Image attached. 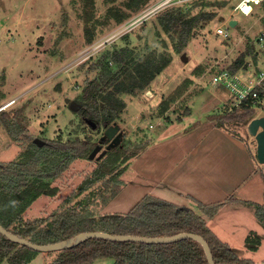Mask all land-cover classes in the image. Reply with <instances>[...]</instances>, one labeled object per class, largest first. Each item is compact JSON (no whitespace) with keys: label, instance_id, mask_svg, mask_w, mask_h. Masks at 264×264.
<instances>
[{"label":"rangeland","instance_id":"374dc122","mask_svg":"<svg viewBox=\"0 0 264 264\" xmlns=\"http://www.w3.org/2000/svg\"><path fill=\"white\" fill-rule=\"evenodd\" d=\"M159 1L146 0L143 6L136 9L132 5L127 6L129 0H93V5L84 0H0V114L6 112L12 115L20 111L19 126L25 127L27 132L11 137L0 116V163L21 159L35 138L42 141L60 139L63 142L76 137L87 138L98 143L99 151L104 149L102 146L110 143L102 139L105 129H91L79 113L70 109L69 102H75L85 81L96 76L89 65L104 50L128 46L133 49L136 59L155 50L170 54L172 62L156 76L148 89L136 96H123L128 108L117 121L120 136L116 146L145 141L148 145L127 162L119 178L120 192L105 206L97 197L91 199L89 205L97 215H122L146 195H152V182L160 181L165 171L170 169L168 160L176 158L173 151L189 144L184 142L188 134L155 139L158 132H162L163 124L184 117V123L188 119H197L203 126L207 124L204 115L226 112L231 106V92L225 87L213 85L211 76L218 69L229 68L240 55L249 51L244 57L245 66L236 72L240 78H250L257 60L254 40L264 28V9L257 8L248 17L235 15L234 6L238 0L176 2L173 7L179 6L188 15L205 13L211 16L210 20L198 23L186 47L176 51L174 39L157 22L159 10H152ZM116 10L124 14L120 23L111 15ZM228 21H233V26L228 28L229 37L222 39L216 35L215 29L226 27ZM122 26V30L115 32ZM85 28L93 33V42L109 39L112 46H106L82 62L75 58L89 45L85 42ZM180 91L182 93L179 94ZM171 97H174L172 101ZM162 101L170 102L169 107L162 116L156 117ZM186 109L190 115H184ZM257 111L256 115H264V105L257 107ZM248 123H225L226 130L234 135L235 140L232 139L238 144H231L228 147L230 152L213 151V171L219 178L218 182L224 185V192L234 190L250 172L245 164L247 155L244 157V145L250 152L254 169L264 180V164L258 163L255 158L256 142L248 133ZM94 167L92 161H75L58 182L51 184L58 187L57 194L38 197L23 213V219L41 218L44 221L67 202V205L81 208L86 203L89 190L73 195L83 183L84 175ZM253 179L254 173L248 176L246 183L250 185ZM153 195L167 202H182L187 207L195 205L194 202L181 200L167 188H158ZM223 196L230 195L217 197ZM256 203L262 205L264 198L256 197ZM235 206L228 205L227 209L232 211ZM191 210L201 215L199 209ZM230 216L235 222L245 220L244 211L236 210ZM229 219L227 216L226 220ZM231 249L239 257L244 256L245 251H251L240 239L231 243ZM67 251H35L33 260L27 264H48L68 257L70 252ZM258 255L253 256L254 263L262 262L259 258L264 255V241ZM112 263L110 258H100L93 264Z\"/></svg>","mask_w":264,"mask_h":264},{"label":"trees","instance_id":"16d2710c","mask_svg":"<svg viewBox=\"0 0 264 264\" xmlns=\"http://www.w3.org/2000/svg\"><path fill=\"white\" fill-rule=\"evenodd\" d=\"M93 5V0H84ZM195 1V0H194ZM226 1V0H222ZM146 0H129L138 9ZM189 4V3H188ZM264 9V5L258 9ZM117 23L122 22L124 14L112 11ZM205 13L188 15L177 7L161 11L157 22L162 30L175 41V50L186 47L193 35V30L200 22L210 20ZM85 42H93V33L84 29ZM247 54L249 53L246 52ZM245 53V54H246ZM245 54L240 55L229 67L231 73L244 64ZM168 53L151 50L136 59L134 51L128 46L118 49H106L91 61L89 69L96 76L87 79L75 102L79 105L81 119L91 129H104L117 125V121L126 108L123 96H136L145 91L151 82L170 63ZM182 91L179 92V94ZM174 97H171V101ZM168 101L158 105L156 117L162 116L169 107ZM257 107L251 102H242L239 107L224 113L205 115V120L223 127L227 122L246 123L255 118ZM189 114L186 109L184 115ZM3 125L9 135L26 134V128L19 126L20 111L9 115L0 114ZM199 125L198 121L189 129ZM43 146L32 142L23 157L7 164L0 163V225L10 233L23 237L37 245L63 242L84 232H104L111 235H132L149 238H166L180 233H194L201 236L208 244L215 264H252V260L240 258L221 241L205 224L204 218L189 208L167 202L152 195H146L127 213L120 215H97L90 208L89 202L96 198L102 206L113 199L121 190L119 180L127 167V162L137 156L148 145L126 142L110 148L98 158L89 159L97 142L78 137L65 142L43 139ZM77 160L92 161L93 170L84 175V181L73 195L89 190L86 203L76 205L63 204L45 220L41 218L23 219V213L40 196L53 197L58 182L65 171ZM96 186V188H93ZM255 208L256 218L264 226V203H249ZM223 202L201 204L198 209L205 217H212L222 208ZM252 234H254L252 236ZM245 244L255 251L260 238L250 233ZM66 258H58L48 264H93L97 259L110 258L112 264H208L202 246L195 240L184 239L165 244H150L134 241H109L102 238H90L68 249ZM66 252V251H64ZM35 251L8 240L0 234V264H27ZM5 260V262H3Z\"/></svg>","mask_w":264,"mask_h":264},{"label":"crops","instance_id":"0c3cea01","mask_svg":"<svg viewBox=\"0 0 264 264\" xmlns=\"http://www.w3.org/2000/svg\"><path fill=\"white\" fill-rule=\"evenodd\" d=\"M126 107L128 108V104ZM188 115H190V111ZM259 116L264 115L258 114L256 117ZM183 118L184 117H181L173 123L163 124L162 132H158V135H156L157 138L155 139L160 140L162 138L168 139L178 135L183 136L188 134L189 137H185L184 142H188L189 144L188 146L180 147L173 151V155L176 158L168 160L167 163L169 164L170 169L165 171V174L162 175L160 181L157 180L154 184L152 182V192L155 193L158 188L171 189L181 200L185 199L188 202L195 203V205H190L189 207L182 204V202L175 203L180 206L185 205L183 207L189 209H198V203L206 205L223 202L222 208L212 217H205L200 213L205 220L206 226L221 241L227 243L230 249L231 243L236 239L242 240L245 248H247L245 238L248 233H255V235L260 238L259 246L255 251H245V255L240 257L250 259L254 262L253 256H259L258 252L264 241V226L256 218L255 208L249 205L248 202L256 203V197L258 196L262 199L264 198V180L260 172L257 169H254L256 167L250 157V152L244 145V150H246V153L243 150L244 157L247 155L245 164H247L250 172L243 179L242 183L234 190H231V192H224V185L218 182L219 178H216L213 171V151L220 150L230 152L228 147H230L231 144H238L234 141V135L227 131L225 126H217L212 121L206 120L207 124L201 126L197 119H188V121L184 123ZM196 121H198L199 125L195 128L189 129L190 125ZM252 173H254V179L249 185L246 182L248 181V176ZM152 192L150 193L153 195ZM222 194H228L230 196H223V198L217 197ZM157 198L161 199V197ZM228 205H236V208L229 211V209H227ZM236 210L244 211V221L235 222L233 217L230 216V213H233ZM227 216L230 217L228 221L226 220ZM231 233L235 235L232 236ZM259 259L264 262V255H261Z\"/></svg>","mask_w":264,"mask_h":264},{"label":"built area","instance_id":"2783aa9c","mask_svg":"<svg viewBox=\"0 0 264 264\" xmlns=\"http://www.w3.org/2000/svg\"><path fill=\"white\" fill-rule=\"evenodd\" d=\"M194 0H160L157 4L150 8L153 11L161 12L163 9L170 8L172 4L176 2H192ZM264 5V0H238L234 6V14L241 15L244 17L251 16L253 12ZM167 7V8H166ZM233 26V21H228L226 27L219 26L215 29L216 35L220 36L222 39H227L229 37L228 28ZM123 26L117 28L115 32L122 30ZM113 32V33H115ZM109 39L96 40L90 43L86 48L78 53L75 60H81L82 62L93 57L102 51L103 48L109 46L112 42ZM256 45V47H255ZM112 46V44L110 45ZM110 48V47H108ZM254 50L257 54L255 69L252 70L250 78H240L237 72L231 73L229 68H221L214 72L211 76V83L216 86L225 87V90L231 92V106L228 110L231 111L234 107H239L242 102H251L252 106L260 107L264 105V28L256 35L254 40ZM258 63V68L256 65ZM263 63V66H260ZM243 65L242 67H244ZM249 66V65H248ZM249 75V74H248Z\"/></svg>","mask_w":264,"mask_h":264},{"label":"water","instance_id":"95a60500","mask_svg":"<svg viewBox=\"0 0 264 264\" xmlns=\"http://www.w3.org/2000/svg\"><path fill=\"white\" fill-rule=\"evenodd\" d=\"M69 99L66 100L68 102ZM69 107L73 111H77L79 109V105L76 102H69ZM248 133H250L251 136L254 137L256 142V149H255V158L260 164H264V116H259L251 119L247 125ZM103 138L108 140L110 143L105 147V149L100 150V146L97 145L90 153L89 159H94L96 156L98 158L102 157L107 150H109L112 147H115L118 145V139L120 136V131L118 125H112L109 126L104 130ZM101 139V140H102ZM33 142L38 145L39 147L43 146L44 141L41 139L35 138ZM99 153V154H97ZM0 234L4 237H6L8 240L17 243L19 245H23L27 247L28 249H31L33 251L38 252H46L51 250H64L69 249L77 246L79 243L90 239V238H102L109 241H134V242H141V243H150V244H165V243H171L176 242L184 239H191L195 240L203 248L206 261L208 264H215L213 261V257L211 254V250L207 244V242L199 235L194 233H180L171 237L166 238H149V237H139V236H132V235H111L104 232H84L80 233L73 238L63 241V242H57L53 244H46V245H37L34 244L27 239L23 237H19L17 235H14L4 229L0 225ZM252 264H264V262L259 263H252Z\"/></svg>","mask_w":264,"mask_h":264},{"label":"flooded vegetation","instance_id":"af4514ba","mask_svg":"<svg viewBox=\"0 0 264 264\" xmlns=\"http://www.w3.org/2000/svg\"><path fill=\"white\" fill-rule=\"evenodd\" d=\"M100 140H101V139H100ZM107 141H108V140H107ZM102 147L105 149L106 145H103ZM102 150H103V149H102Z\"/></svg>","mask_w":264,"mask_h":264}]
</instances>
